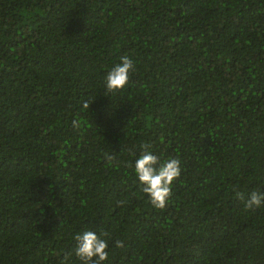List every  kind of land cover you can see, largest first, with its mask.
I'll list each match as a JSON object with an SVG mask.
<instances>
[{
    "label": "trees",
    "instance_id": "1",
    "mask_svg": "<svg viewBox=\"0 0 264 264\" xmlns=\"http://www.w3.org/2000/svg\"><path fill=\"white\" fill-rule=\"evenodd\" d=\"M143 144L180 161L162 210ZM236 191L264 194V0H0V264H82L86 231L103 264H264Z\"/></svg>",
    "mask_w": 264,
    "mask_h": 264
},
{
    "label": "clouds",
    "instance_id": "2",
    "mask_svg": "<svg viewBox=\"0 0 264 264\" xmlns=\"http://www.w3.org/2000/svg\"><path fill=\"white\" fill-rule=\"evenodd\" d=\"M134 63L127 56L121 57V62L115 65L106 76V92L114 93L122 90L128 83L129 73L134 71ZM83 107L89 108V103L84 102ZM78 122L73 121V127H78ZM142 152L135 160L134 174L142 192L149 198V203L156 209L162 210L167 206L172 194V185L181 175L180 161L176 158H168L161 162L160 158L152 154L150 145H141ZM105 158L111 164L113 156L105 154ZM235 191V189H234ZM236 198L243 201L246 210H253L264 206V194L252 191L247 194L236 191ZM126 200L118 201V206L126 204ZM107 236L108 233H101ZM76 242L75 255L82 264H103L108 259V242L101 239L93 231H86L74 237ZM123 242L117 240L116 247H123Z\"/></svg>",
    "mask_w": 264,
    "mask_h": 264
}]
</instances>
